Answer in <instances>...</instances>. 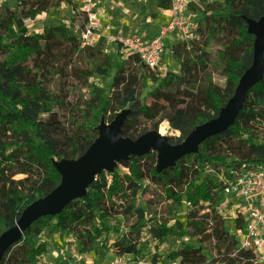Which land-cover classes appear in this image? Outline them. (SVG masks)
I'll return each mask as SVG.
<instances>
[{
  "label": "trees",
  "instance_id": "trees-1",
  "mask_svg": "<svg viewBox=\"0 0 264 264\" xmlns=\"http://www.w3.org/2000/svg\"><path fill=\"white\" fill-rule=\"evenodd\" d=\"M73 1L15 0V10H9L6 3L0 5V57L6 54L0 59V235L14 226L28 205L59 185L61 175L54 162L81 157L97 138L99 123L109 124L126 105L121 136L131 140L157 130L165 120L179 132L173 142L167 140L176 145L195 127L215 119L252 62L254 36L247 32L246 20H258L264 14V0H203L195 13L204 21L209 37L188 47H172L173 58L182 66L178 73L170 70L160 77L136 56L128 55L118 62L100 46L81 47L63 25L27 34L25 19ZM155 3L163 10L171 6L169 0ZM219 33L225 42H218L215 49L213 42ZM185 61H189L188 69L183 67ZM93 75L111 77L109 90L92 86L87 98H70V92ZM52 77H57L54 91L45 87ZM148 83L154 84L151 104L136 98ZM53 106L68 118L54 123L39 121L40 112ZM139 118L151 122L149 129L134 126ZM261 124L259 138L254 127ZM245 161L264 163V74L247 91L234 122L222 133L206 138L197 152L160 171L156 170L155 150L116 161L126 173L120 174L115 165L112 171L96 174L84 196L70 201L57 214L33 221L20 240L4 252L0 264H38L37 257L47 250L40 237L51 238L67 224L79 228V253L94 252L103 258L105 244L96 247L94 243L119 230L118 225L107 223L117 217L122 218L127 231L123 240L113 244L115 253L135 254L147 218H155L151 205L162 204L174 214L183 198L190 203L185 225L174 218L168 224L169 219L161 216L155 225L149 224V236L158 243L186 236L196 240L197 247L186 244L168 253L169 260L178 259L180 264H253V254L235 249L233 235L216 213L215 192L221 181L207 173ZM142 180L155 192L147 193L144 206L138 203ZM39 186L44 194L39 193Z\"/></svg>",
  "mask_w": 264,
  "mask_h": 264
},
{
  "label": "rangeland",
  "instance_id": "rangeland-1",
  "mask_svg": "<svg viewBox=\"0 0 264 264\" xmlns=\"http://www.w3.org/2000/svg\"><path fill=\"white\" fill-rule=\"evenodd\" d=\"M183 1L185 7L181 12L177 13L176 16H178L179 19H181L182 21L186 22V24H183L178 27L175 26L174 31L166 32L163 41V43L166 46L165 48H167L166 55L164 57L165 68L167 70L170 69L171 72L173 73H178L182 65L179 64L173 58L172 47L179 44L188 47L192 43L196 42L193 39H185L181 34V30L182 29L187 30L189 25H193V29L195 30V33L198 35V40H197L198 42H202L204 38L209 37L208 33L206 32L204 21L200 18L198 13H195V10L198 6H203L202 3L203 0H183ZM75 2H77V0H74L72 4L62 3L59 7L52 8L47 13H41L34 18L24 20V25L26 27L27 34L32 35L36 33H41L44 28L50 26L64 25L65 24L64 21H66V23L70 25L72 28L84 27V25L87 22V18L85 16L78 14L77 9L80 5L79 3H75ZM4 3H6L9 10L16 9L15 0H3L1 5H3ZM170 5H171V1H170ZM95 11L96 13H98V15L96 16L94 22L95 24L98 25L97 27L100 28V30L105 36L108 34H114L117 31H121V30L123 31L125 29H128V26L134 25L135 28L137 27L139 31L145 36V38L148 39L158 35L162 28L164 29L167 28L171 19L175 16L174 11L172 9V5L168 10H163L156 6L155 0H99L98 3L95 5ZM122 22H127V23L125 25ZM222 39L224 38L221 37V34L219 33V36H217L216 41L213 42V47H215V49L219 45L218 42L219 43L225 42L222 41ZM97 46H100L104 51V53L106 54L112 53L111 50L114 51V47L106 43L104 39L95 43L92 47H97ZM252 54H253V49H252ZM120 55H121L120 53L113 55L118 62L126 58L125 56L121 58ZM5 57L6 54H3L1 55L0 59H4ZM183 67L188 69L189 61L188 62L185 61L183 63ZM168 72L165 73L161 72V75L165 76ZM152 73H156V72H152ZM111 81H112L111 77L101 78L97 75H93L87 79L86 83H84L82 87L74 88L70 92V98H72V95L83 96L87 98L92 86H99L103 88L105 91H108L110 88ZM56 84H57V77H52L50 78V80H47L45 82V87L50 91H54L56 89ZM153 88H154V84L148 83L146 88L143 89L141 91V94L139 96L137 95L136 98L140 102L144 100L147 104H151L153 102V98L150 96V92L153 90ZM127 110H128V105H126L120 111V113H127ZM67 118L68 116L66 115V113L62 109L56 106H53L50 111L40 112V114L38 115V120L43 123L62 122ZM150 125L151 122L147 121L144 118H139L138 121L135 122L134 124V126L139 129H149ZM254 128L257 131V137L260 138L263 133L262 124ZM153 131H156L159 135L165 137L170 142H173V140L177 138L179 135V132L177 130L171 129L168 125V122L165 120L159 124L157 130H153ZM259 142H261V140H259ZM115 165H117L116 162L113 168L115 167ZM116 167H117V171L120 174L126 173V169H124L121 165L119 166L117 165ZM208 173L213 175L215 174V172L213 171L211 172L208 171ZM140 183L137 182L136 185L139 184L141 185V190L138 194V203H140L141 201V205H142L143 201L146 199V197H148L147 193H151V192L155 193V192L153 186L149 185L147 181L142 180ZM145 186L147 188L144 190L143 187ZM38 191L40 194H44V191L41 188V186H39ZM142 206H144V204ZM151 211L155 214V218L154 216H152V213H150L149 215L152 217L147 218V221L145 222L146 223L145 227L148 224L155 225L158 220L157 216H161L163 219H169L168 224H171L173 222L172 218H174V219H178L180 223L185 225L188 209H185L181 204V206L177 210H175V213L173 214L172 212L167 211V208L162 204L158 205L156 204V202H154L151 205ZM107 223L110 226L118 225L119 230L117 232L110 231L107 235H103L99 240H97L94 243V246L97 247L100 245L101 242H103L106 247L105 248L106 255L109 253L118 256L115 253L116 248L113 246V244L117 240L120 241L123 240L127 228H125L126 225L124 224L122 218L120 217H117L112 220H108ZM225 227L227 230L228 229L230 230V226L227 223ZM78 230L79 228H77L74 224H67L59 232L63 231L67 235L68 234L76 235ZM47 239L49 238H46L45 236L40 237V240L42 241L43 240L46 241ZM186 244L192 245L194 247L198 246L196 240L188 236L183 237L182 239L165 238L161 243H158L152 240L150 236L144 232V227H143L141 229L140 242L136 246V253L135 254L126 253L118 257L119 258L121 257L120 258L121 264H140V263L169 264L168 253L175 251L176 249H179ZM45 253L46 252H44L43 254L37 257L38 261L42 259ZM106 255L103 258L99 256L98 257L99 259L100 258L104 259L106 258ZM114 255H109L106 261H101L99 263L112 264V260L115 259ZM95 260L98 261L97 258H95Z\"/></svg>",
  "mask_w": 264,
  "mask_h": 264
},
{
  "label": "water",
  "instance_id": "water-1",
  "mask_svg": "<svg viewBox=\"0 0 264 264\" xmlns=\"http://www.w3.org/2000/svg\"><path fill=\"white\" fill-rule=\"evenodd\" d=\"M247 32L254 36L252 62L241 75L238 85L218 116L195 127L180 144L172 145L156 131L147 132L135 140L121 136V126L126 113L117 114L105 124L97 127L98 135L86 152L76 160L63 159L54 162V167L62 176L61 182L43 198L28 205L20 214L14 226L0 235V260L4 252L22 237L23 232L36 219L60 212L70 201L85 195L86 187L101 171H112L116 161L132 156H141L155 150L157 171L171 167L180 158L195 153L198 146L208 137L222 133L235 120L242 108L247 91L264 74V14L258 19H247ZM105 125L109 127L106 128Z\"/></svg>",
  "mask_w": 264,
  "mask_h": 264
},
{
  "label": "built area",
  "instance_id": "built-area-1",
  "mask_svg": "<svg viewBox=\"0 0 264 264\" xmlns=\"http://www.w3.org/2000/svg\"><path fill=\"white\" fill-rule=\"evenodd\" d=\"M98 1L79 0L78 13L84 14L87 22L84 27H75L74 29L82 46L92 47L104 39L106 43L114 47V51L111 50L113 55L120 53L121 58L128 55L136 56L147 69L160 76H162L161 72L170 71L165 68L164 64L167 48L163 41L166 32H172L175 26L186 24L176 16L185 7L183 0H170L175 16L167 28H162L158 35L150 39L145 38L134 25L105 36L94 22L96 18L95 5ZM2 2L3 0H0V5ZM122 23L126 25L127 22ZM181 34L185 39L198 40L193 25H189L187 30L182 29ZM208 171L215 172L214 176L221 181V187L215 192V210L230 226L229 231L235 239V249L250 251L255 260L253 264H264V163L245 161L225 169L219 167L217 169L219 172L212 169L207 170V173ZM182 201L185 209L190 208V203L185 198ZM237 222H239L238 227L236 226ZM148 230L149 224L144 226V232L147 235H149ZM61 255L65 264H99L90 259L71 256L70 252H62ZM45 258L44 255L38 264H44ZM115 264H121V261L118 260ZM169 264H180V262L178 259L169 260Z\"/></svg>",
  "mask_w": 264,
  "mask_h": 264
},
{
  "label": "crops",
  "instance_id": "crops-1",
  "mask_svg": "<svg viewBox=\"0 0 264 264\" xmlns=\"http://www.w3.org/2000/svg\"><path fill=\"white\" fill-rule=\"evenodd\" d=\"M98 13H96V16ZM66 23V21H64ZM100 24V23H99ZM97 25V24H96ZM98 26V25H97ZM100 26V25H99ZM101 27V26H100ZM47 250L45 255V263L44 264H65V260L62 257L61 253H71V256H77L79 259H90L96 263L101 261H106L109 255L114 254H107L106 258L99 259V257L94 252H87V253H79L78 252V238L75 234H65L63 231L59 232L55 236L46 240ZM71 256H68L69 258ZM97 258L98 261L95 260ZM114 260H112V264H115V261H121V257L114 255ZM100 264V263H99Z\"/></svg>",
  "mask_w": 264,
  "mask_h": 264
},
{
  "label": "flooded vegetation",
  "instance_id": "flooded-vegetation-1",
  "mask_svg": "<svg viewBox=\"0 0 264 264\" xmlns=\"http://www.w3.org/2000/svg\"><path fill=\"white\" fill-rule=\"evenodd\" d=\"M75 3H79V5H80L79 0H77V2H75ZM77 10H78V9H77ZM78 14H79V15H82V16H85L84 14H81V13H78ZM27 19H29V18H27ZM25 20H26V19H25ZM23 23H24V21H23ZM65 24H66V23H65ZM65 24H64L63 26H64L66 29H68L70 33H72V34L74 35V37L77 39L79 45H80L81 47H85V46H82V45H81L76 30H75L74 28H72L70 25L67 27ZM78 28H80V27H78ZM87 47H89V46H87ZM110 54H112V53H110ZM159 76H160V75H159ZM160 77H161V76H160Z\"/></svg>",
  "mask_w": 264,
  "mask_h": 264
},
{
  "label": "bare ground",
  "instance_id": "bare-ground-1",
  "mask_svg": "<svg viewBox=\"0 0 264 264\" xmlns=\"http://www.w3.org/2000/svg\"><path fill=\"white\" fill-rule=\"evenodd\" d=\"M106 128H108L109 126L108 125H105Z\"/></svg>",
  "mask_w": 264,
  "mask_h": 264
}]
</instances>
